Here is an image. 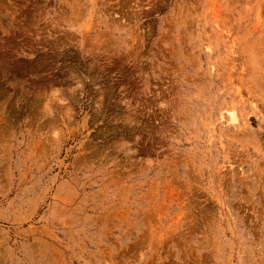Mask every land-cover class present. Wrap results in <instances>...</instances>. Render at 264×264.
<instances>
[{
  "label": "rangeland",
  "instance_id": "1",
  "mask_svg": "<svg viewBox=\"0 0 264 264\" xmlns=\"http://www.w3.org/2000/svg\"><path fill=\"white\" fill-rule=\"evenodd\" d=\"M0 264H264V0H0Z\"/></svg>",
  "mask_w": 264,
  "mask_h": 264
}]
</instances>
